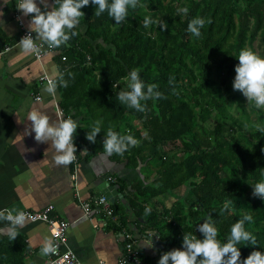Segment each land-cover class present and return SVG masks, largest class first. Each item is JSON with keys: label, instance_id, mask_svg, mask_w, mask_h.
<instances>
[{"label": "trees", "instance_id": "1", "mask_svg": "<svg viewBox=\"0 0 264 264\" xmlns=\"http://www.w3.org/2000/svg\"><path fill=\"white\" fill-rule=\"evenodd\" d=\"M59 4L82 28L53 30L43 20L60 107L82 121L73 151L154 166L141 204L187 187L186 211L177 203L140 209L143 230L160 232L158 252L170 264H263L264 0ZM255 68L251 120L243 90ZM234 105L238 116L227 109ZM24 251L19 235L2 238L0 264H23Z\"/></svg>", "mask_w": 264, "mask_h": 264}, {"label": "crops", "instance_id": "2", "mask_svg": "<svg viewBox=\"0 0 264 264\" xmlns=\"http://www.w3.org/2000/svg\"><path fill=\"white\" fill-rule=\"evenodd\" d=\"M59 3L61 0H20V3L0 0V210L19 213L53 205V214L69 223L66 248L81 264H118L123 229L137 238L140 254L148 263L170 264L158 252L161 248H153L161 246L160 243L148 245L141 240L146 230L142 228L145 224L140 209L142 206L145 211L158 212L159 205L172 207L177 203L175 199L181 198L179 189L172 196L141 204L138 190L141 182L154 179V166L141 162L132 166L126 159H112L107 152L90 154L85 146L73 152L77 158L73 162L66 140L74 142L72 131L75 127L82 128V121L74 116V111L64 112L66 121L57 117L56 105L61 108V97L54 84L59 75L56 51L40 61L23 45L1 54L4 43L19 41V21L37 39L48 42L52 41V34L45 30L44 19L55 23L53 30L65 32V27L71 24L82 30L73 14ZM43 74L52 80V90L47 83L39 81ZM37 96L40 101L35 100ZM73 170L77 172L76 187L71 179ZM104 184L116 187L111 207L114 206L119 228L107 219L82 216L80 203L102 196L98 187ZM94 223L98 224L97 228L93 227ZM150 231L160 234L158 230ZM13 235H19L24 241L23 264L45 261L50 247L45 224L14 225L0 216V240Z\"/></svg>", "mask_w": 264, "mask_h": 264}, {"label": "built area", "instance_id": "3", "mask_svg": "<svg viewBox=\"0 0 264 264\" xmlns=\"http://www.w3.org/2000/svg\"><path fill=\"white\" fill-rule=\"evenodd\" d=\"M19 26L21 29L19 41L15 44H6L1 54L11 51L15 46L23 45L35 60L40 61L45 55L54 52L55 47L53 43L37 39L33 32L24 27L21 21H19ZM87 64L89 65L88 57ZM39 81L47 83L50 89L52 88V80L47 75L43 74L39 78ZM35 100L40 101L41 98L37 96ZM56 113L59 120H65L64 111L59 108L58 105H56ZM66 142L71 154V159L73 162H76L77 158L76 154L73 153V144L69 139H67ZM73 171L71 179L76 187L77 172L76 170ZM108 180L113 181L112 178H108ZM111 205L110 201L103 196H98L90 202L86 201L80 203L82 216L84 218L97 219V217H99L102 221H106L107 219L116 223V227L118 226L117 228H119L121 226L118 225L116 221ZM53 212L54 206L47 205L37 211L24 210L19 213H12L8 209H2L0 210V216H2L7 223L14 225H21L25 222H29L42 223L47 226L50 236V247L48 256L42 264H81L77 256L66 248V232L69 223L58 218ZM93 227L97 228L98 224L94 223ZM120 236L122 240V254L121 258L118 260V264H146L140 254L137 238L125 229L121 231ZM160 237L158 232L146 230L142 233L141 240H144L148 245H152L159 242Z\"/></svg>", "mask_w": 264, "mask_h": 264}, {"label": "rangeland", "instance_id": "4", "mask_svg": "<svg viewBox=\"0 0 264 264\" xmlns=\"http://www.w3.org/2000/svg\"><path fill=\"white\" fill-rule=\"evenodd\" d=\"M257 43L255 42L254 43V48L256 49L257 48ZM257 68H255V69H252V71L248 74V76H249V83H248V87H247V89H244L243 90V100H244V103H245V106H246V109H245V111H246V113L249 115V119H253V117H254V115L253 114H250V111H249V107H248V105H246V103L247 102H249V100H250V97H252V95H256L257 94V89L255 88V87H253V83L255 82V80H256V77H255V75L253 74V72L256 70ZM258 106H259V108L260 109H264V96L259 100V102H258ZM228 109V111L230 112V113H232V114H234L235 116H238V114L236 113V106L234 105V106H232V107H228L227 108ZM252 124V123H251ZM208 125L211 127L212 126V121H209L208 122ZM244 130H245V128H244ZM173 154L174 155H176L177 157H180L181 156V153L180 152H177V151H174L173 152ZM187 187L186 186H182V187H180L179 188V192H180V194H182L181 195V198H177V200L179 199V201L177 202V200L175 199V201L177 202V205H176V207L177 208H180V209H183L184 211H186L184 208H186V207H188L189 206V204L191 205V202H189V203H187L189 200H187V199H184L186 196H187ZM157 199H162V196H160L159 198H157ZM156 200V199H155ZM185 202V203H184ZM147 204H151V203H149V202H147ZM188 204V205H187ZM144 210H145V208H144ZM173 212L171 211V214H172ZM264 264V263H263Z\"/></svg>", "mask_w": 264, "mask_h": 264}, {"label": "water", "instance_id": "5", "mask_svg": "<svg viewBox=\"0 0 264 264\" xmlns=\"http://www.w3.org/2000/svg\"><path fill=\"white\" fill-rule=\"evenodd\" d=\"M98 190L100 191V193L103 197H105L106 199H108L110 201L111 204L114 203V200L112 198L115 194L116 187L110 186L108 184H104L101 187H98ZM153 248L154 249L162 248V246L154 245Z\"/></svg>", "mask_w": 264, "mask_h": 264}]
</instances>
